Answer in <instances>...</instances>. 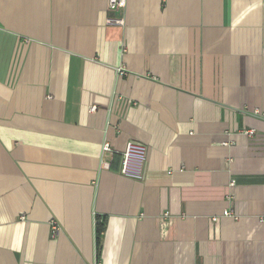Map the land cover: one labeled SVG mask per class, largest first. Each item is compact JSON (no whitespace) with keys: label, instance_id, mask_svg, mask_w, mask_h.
I'll return each instance as SVG.
<instances>
[{"label":"crops","instance_id":"1","mask_svg":"<svg viewBox=\"0 0 264 264\" xmlns=\"http://www.w3.org/2000/svg\"><path fill=\"white\" fill-rule=\"evenodd\" d=\"M0 264H264V0H0Z\"/></svg>","mask_w":264,"mask_h":264},{"label":"built area","instance_id":"2","mask_svg":"<svg viewBox=\"0 0 264 264\" xmlns=\"http://www.w3.org/2000/svg\"><path fill=\"white\" fill-rule=\"evenodd\" d=\"M126 3H127V0H107V7L109 10L115 11V10H118L119 8L124 7ZM107 23L113 24V25H124L125 20L123 18H108ZM92 109H95V107H93ZM246 132L248 134L253 135L255 133V130L250 129ZM103 148L105 151H111L112 149L111 145L108 142L104 144ZM144 152H145L144 146H140V145L135 144L133 141H129L126 146L125 156L127 159L132 155V153L138 154L139 156H143ZM226 214H229V212H226Z\"/></svg>","mask_w":264,"mask_h":264},{"label":"trees","instance_id":"3","mask_svg":"<svg viewBox=\"0 0 264 264\" xmlns=\"http://www.w3.org/2000/svg\"><path fill=\"white\" fill-rule=\"evenodd\" d=\"M103 229V226H99L98 231L100 232Z\"/></svg>","mask_w":264,"mask_h":264}]
</instances>
